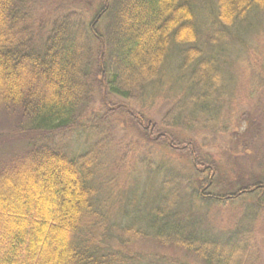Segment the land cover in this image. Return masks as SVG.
I'll use <instances>...</instances> for the list:
<instances>
[{
  "label": "trees",
  "instance_id": "trees-1",
  "mask_svg": "<svg viewBox=\"0 0 264 264\" xmlns=\"http://www.w3.org/2000/svg\"><path fill=\"white\" fill-rule=\"evenodd\" d=\"M195 1L79 0L46 18L34 15L37 0H0V116L12 118L27 137L25 150L0 161V264L257 260L249 222L218 238L200 228L197 212L240 197L250 198V208H264V178L235 187L225 182L222 168L182 131L235 133L238 122L246 124L230 107L229 67L221 55L228 44L239 46L253 32L264 0H210L208 16L195 13ZM79 4H91L92 16L83 15ZM204 17L209 20L202 30ZM171 54L186 75L154 124L140 102L161 86ZM253 60L261 65L246 68L248 97L264 88V53ZM124 109L133 131L148 143L186 154L191 175L165 170L161 195L147 209V219L120 226L114 245L97 236L96 203L104 177L99 174L114 166L111 117ZM74 130L87 137L72 156L62 144ZM141 161L151 172V161ZM144 244L153 250L136 255Z\"/></svg>",
  "mask_w": 264,
  "mask_h": 264
},
{
  "label": "rangeland",
  "instance_id": "rangeland-1",
  "mask_svg": "<svg viewBox=\"0 0 264 264\" xmlns=\"http://www.w3.org/2000/svg\"><path fill=\"white\" fill-rule=\"evenodd\" d=\"M78 2L79 0H37L34 15L52 18L70 10L73 7L72 3ZM210 4V0H196L195 13L198 16H208ZM77 9H81L83 15L87 17L93 14L91 4L89 6L79 4ZM256 16L260 17L255 19L253 32L247 34L243 39L244 42L239 46H233L234 42L228 44L225 47L227 51L225 56L221 55L223 59H227L229 67L228 81L232 96L230 107L246 120V124L245 122L243 124V121L238 122L239 126L236 127L235 133L219 134L209 130L182 131L193 139L192 141L197 145L196 149L198 148L203 156L208 155L210 159L215 160L217 167L223 170L222 178L225 182L232 181L234 187L247 185L250 179L264 178V88L257 95L248 97L246 77L248 73L246 68L261 65L255 63L254 57L264 53V14ZM208 20L205 17L199 20L202 30L206 28ZM251 55H255L253 59ZM177 63L178 57L171 54L164 69L161 86L150 97L147 96L140 102L148 110L147 120L154 124L160 122L169 108L172 90L179 91L183 86L182 79L186 73L179 71ZM224 71L226 73L227 69L224 68ZM180 72L181 83L179 82L175 87L173 83L178 82ZM24 82L21 80L22 84ZM2 84L0 79V86ZM18 87L21 88V85ZM97 105H99L98 100L95 107ZM131 105L139 108L137 106L139 103L136 105L134 102ZM127 110L118 111L111 117L113 162L110 163L116 167H110L105 174H99L104 177L101 181L100 200L96 203L100 209L96 226L97 236L101 239L104 235L114 245L116 239L113 236L120 226L126 222L133 223L138 220L144 222L147 219L149 211L147 209L161 195V175L165 170L171 169L183 176L191 175V165L187 155L171 152L158 143H148L142 135L133 131L134 121H130L125 113ZM69 135L68 138L65 137L62 145L73 156L82 150L87 136L76 130ZM26 144L27 137L17 131L12 118L0 116V161L3 162L13 154L21 152ZM143 158L151 161L149 173L145 172V164L141 161ZM237 176L242 178L238 179ZM226 190L222 189L221 192ZM249 203L250 198L240 197L226 202H211L207 206L199 207L197 212L201 218L199 224L208 235L226 239L234 232L238 223L249 222L251 229H254L251 242L255 245L258 256L257 260L251 263L264 264V208H250ZM152 250V245L144 244L135 250V254L140 255L141 252ZM227 260L234 262L236 257ZM147 261L148 258L142 257L133 264H145ZM183 263L191 264L186 261Z\"/></svg>",
  "mask_w": 264,
  "mask_h": 264
}]
</instances>
